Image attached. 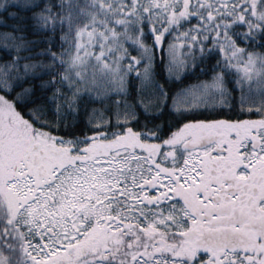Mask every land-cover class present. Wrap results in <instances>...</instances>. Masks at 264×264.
<instances>
[{
	"label": "snow or ice",
	"instance_id": "obj_1",
	"mask_svg": "<svg viewBox=\"0 0 264 264\" xmlns=\"http://www.w3.org/2000/svg\"><path fill=\"white\" fill-rule=\"evenodd\" d=\"M0 264H264V0H0Z\"/></svg>",
	"mask_w": 264,
	"mask_h": 264
}]
</instances>
